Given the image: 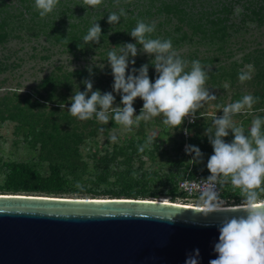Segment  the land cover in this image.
<instances>
[{
    "label": "rangeland",
    "instance_id": "obj_1",
    "mask_svg": "<svg viewBox=\"0 0 264 264\" xmlns=\"http://www.w3.org/2000/svg\"><path fill=\"white\" fill-rule=\"evenodd\" d=\"M6 5L2 6L0 0V19L6 14L11 20H16L19 13H22L26 21L23 25L15 21H8L10 30L6 41L0 44V98L7 96L19 101L24 105L23 99L29 98L31 102L37 101L39 104L47 106L44 111L53 105L50 102H43L50 91L64 97L65 109L70 108V99L76 91L83 92L85 85L83 81L91 79L93 90L104 92L113 91V76L107 62V53L112 47L126 43H135V40L128 35L120 39L107 38L96 43L95 46L81 47L80 49L70 48L58 42L59 31L65 32L72 28V25L82 28V22L88 21L91 26L98 23L100 27L103 14L107 17L111 13L119 14L123 8L126 17H137L152 6L151 16L147 20L155 23V38L170 39L176 35L174 30L179 24L176 17L157 12L159 0H102L96 7L88 6L84 0H60L57 7L50 14L41 17L35 7V0L21 2L20 0H4ZM169 3H179L193 19H201L203 23L210 25V21L222 19L225 35L220 36L216 33L212 36L211 27H205V35L192 33V31L181 25L182 30L186 31L191 40L182 44L174 45L173 50L182 59L190 62L199 60L203 65L210 66L211 72L206 87L213 92L217 99L205 103L196 112L194 123H190L186 118L183 124L176 129L165 126L162 123L163 117H155L149 121H141L139 127L133 126L131 132L125 130L121 125L111 120L107 124L106 132H99L95 138L86 139L78 146L77 162H72L63 169L61 176L67 180L65 193L59 195L64 198H110V195L92 194L94 191L120 190L127 181H120L117 173L123 171L133 172V177L138 184L133 186V191H145L157 194L153 200H171V192H175L179 197L174 198L176 203L195 205L196 197H188L182 193L178 183L182 180L177 176L184 174V178L189 174L203 175V170H207L208 158L213 154L212 146L205 129L212 126L213 118L222 116V106L240 100L244 95L251 94L258 97V102L251 111L242 112L233 117L236 126H243L246 131H250L251 122L257 116L264 118V21L258 22L254 18L252 11L264 3V0H167ZM183 1V2H182ZM29 6V12L25 7ZM5 12H4V11ZM35 13L38 15L36 16ZM103 15V16H102ZM167 15V16H166ZM33 17V18H32ZM140 19V18H139ZM38 21L41 27L38 28ZM45 23V25H42ZM40 26V25H39ZM117 28L118 24H112ZM121 27V26H120ZM119 28V27H118ZM40 29V30H39ZM59 30V31H58ZM111 33V32H110ZM180 33V32H179ZM138 48L142 46L137 45ZM135 64L131 67L139 69L142 65L148 64L149 70L155 69L151 66L154 57L144 53H139L135 58ZM253 64L254 71L252 79L241 83L238 75L241 70L247 71L246 65ZM91 69V74L89 72ZM85 71L86 77H79L78 71ZM154 82V79L151 80ZM39 93L41 97L37 96ZM16 94V95H15ZM115 95L114 106H120V94ZM35 105V103H33ZM136 112L139 115L143 106V101L137 98L134 101ZM219 106V107H218ZM37 110V108H34ZM115 127H109L111 122ZM100 125H102L99 122ZM187 129V134H185ZM23 129L17 128L14 121H0V166L7 162L26 163L39 171L42 176L49 172V163L40 159L39 151L32 148L25 140ZM155 135V145L145 148V151L133 155L125 160L124 156L118 155L122 150L128 154L132 153L130 143L141 142L144 145L149 136ZM111 135L117 136V142L110 140ZM196 136L200 141L197 147H208L211 149L209 154L203 150V161L192 164L191 155L185 152V146L189 145V137ZM184 139V146L179 148ZM206 139V140H204ZM233 136L231 132L225 138V142H231ZM141 145V146H142ZM129 147V148H128ZM122 149V150H121ZM122 151V152H123ZM123 152V154H124ZM103 157L109 160L107 169L112 173L105 180L97 177V167L102 168ZM66 167V166H65ZM72 167L75 168L73 172ZM69 168V169H68ZM169 174L175 175V183L167 178ZM210 175V173H209ZM183 178V179H184ZM179 179V180H178ZM6 177L4 168L0 169V194H9L10 191L4 189ZM81 187H77V185ZM222 193H227L228 197L222 198L227 204H234V197L242 196L240 189H234L231 184H226L220 188ZM20 194L46 195L41 192H24ZM121 198H124L121 196ZM242 203V200L239 204Z\"/></svg>",
    "mask_w": 264,
    "mask_h": 264
},
{
    "label": "clouds",
    "instance_id": "obj_2",
    "mask_svg": "<svg viewBox=\"0 0 264 264\" xmlns=\"http://www.w3.org/2000/svg\"><path fill=\"white\" fill-rule=\"evenodd\" d=\"M59 2L35 0V7L44 17L53 12ZM84 3L96 7L102 0H84ZM125 15V10L121 8L119 14H109L107 22L110 25L119 23L120 17ZM155 30V23L138 20L130 32L135 43L122 44L108 51L113 91L103 94L100 90L94 91L93 81L84 80L85 90L76 91L70 99L71 106L67 111L72 117L80 121L95 119L102 125H107L111 119L131 132L134 125L139 127L141 121L162 116L165 126L176 129L186 118L194 123L196 112L205 103L217 99L206 87L211 67L193 60L189 68V61L177 55L170 39L152 38ZM101 32L100 25L94 23L83 41L86 44L99 43ZM137 45L142 46L143 51ZM141 52L154 57L151 61L157 73L154 82L149 78L148 64L139 69L130 68ZM245 67L247 71L241 70L238 75L241 83L252 79L254 65ZM89 72L91 74V69ZM113 92L120 94V106H114L116 97ZM137 98L143 101V106L140 114L134 115L136 109L133 105ZM258 100V97L246 94L240 100L222 106L223 115L215 116L212 126L205 129L213 154L206 164L210 175L196 181L200 192L195 205L203 217L226 211L229 205L221 198L220 188L230 183L234 189H240L243 200L239 208L245 213L239 217H225L217 225L219 237L213 246L216 258L210 259L208 264H264V118H254L248 134H245L242 125L236 126L233 120L235 115L251 111ZM184 131L187 134L188 130ZM230 132L233 139L230 143L225 142ZM117 139L116 135L110 136L113 143ZM155 140L154 134L149 136L139 152L151 148ZM185 152L192 156V164L203 161V153L197 146L186 145ZM184 264H200L199 249L186 254Z\"/></svg>",
    "mask_w": 264,
    "mask_h": 264
},
{
    "label": "water",
    "instance_id": "obj_3",
    "mask_svg": "<svg viewBox=\"0 0 264 264\" xmlns=\"http://www.w3.org/2000/svg\"><path fill=\"white\" fill-rule=\"evenodd\" d=\"M239 205L203 217L153 199L0 194V264H200L216 258L217 225Z\"/></svg>",
    "mask_w": 264,
    "mask_h": 264
},
{
    "label": "trees",
    "instance_id": "obj_4",
    "mask_svg": "<svg viewBox=\"0 0 264 264\" xmlns=\"http://www.w3.org/2000/svg\"><path fill=\"white\" fill-rule=\"evenodd\" d=\"M20 1L23 3L29 0ZM159 1L160 3L157 12L159 11V13L165 12L166 14H170L176 17L179 23L174 29L177 34L171 36L172 44L179 46L180 44L191 40V37L187 34V32L182 30L181 25H186V27H188L192 33H199L202 36H204L208 30H206L205 27L213 26L210 28V30L213 32L212 36L216 33H219L221 37L225 35L223 26L216 27L217 24H223L222 19H217L215 22L210 21V25H207L206 23H203L200 18L193 19L191 15L186 14L184 8L180 6L178 2L169 3L167 0ZM1 4L2 6L6 5L4 0H1ZM151 9L152 6L144 11V15H142L143 13H139L137 17L121 16L119 23H116L118 24L119 28L117 27L116 29L113 28L107 22V20H101L100 24L104 27L101 28L102 32L100 39L104 40L105 42L107 38L113 40L120 39L125 35L130 36L131 30L136 26L138 20H144L146 23H149L147 20L151 16ZM25 10L29 12V6H26ZM252 14L254 18H257L256 20L258 22L264 21V3L253 10ZM35 15L38 16L36 13ZM103 15V18L107 19V14ZM8 21H15L21 26L23 25L22 22L26 21V19L23 18L22 13H19V17H17L16 20H11V17H9L7 14L3 16L0 19V44L6 41L10 33L9 31L12 29H7V27H9ZM42 25H45V23H42ZM81 25L82 28L72 25V28H70V30L67 32H65L64 29H62V31L58 30L60 36L58 37L57 41L63 45H69L68 47L74 48L76 50L80 49L81 47L95 46L96 43L89 42L86 44L83 41V37L87 34L91 24L88 23V21H84ZM38 28H42L40 21H38ZM152 38H155L154 33L152 34ZM77 74L79 77H86L84 70L78 71ZM148 74L150 80H155L157 77V73L153 70H149ZM36 94L37 96L41 97L39 93ZM43 99V102H50L54 105L46 112L44 111V108L47 106H44L43 103L39 104L37 101L38 99L31 102L29 98L26 97L23 99L24 105H21L19 101L13 103L14 100L9 99L7 96L0 98V121L16 122L17 128L24 130V140L32 148L39 151L40 159L46 160L49 163V172L46 176H42L37 169L26 163H3L0 166V169L2 167L4 168V174L6 177L4 189L10 191L11 193H17L19 191L30 193L41 192L46 195H59L65 193V185L67 180L62 178L61 173L63 169H67V166L69 167V164H72V162L75 161L77 162L78 146L81 145L86 139L95 138L99 132H106L108 130L107 125H100L95 119L80 121L72 117L67 109L62 107L65 104L64 97L60 94H55L54 91H50L47 97ZM33 103H35V105ZM34 108H37V110ZM115 126L116 124L113 121L109 125V127ZM101 129H103V131H101ZM248 133V131L245 132V134ZM199 141L200 140L196 136H193L189 137L187 143L189 145L197 146ZM141 145V142L130 143L129 147L131 148L132 153L128 154L121 149L124 154L122 151L118 152L117 154L124 156L125 160L123 162H127L129 161L128 158H131V154L135 155L138 153ZM182 146H184V139L181 141L179 148H182ZM199 149H202L205 154H209L211 152V149H208V147H201ZM102 160L103 166L102 168L97 167L96 175L100 179L105 180L106 177L112 172L107 169L109 166V160L107 157H103ZM71 169L73 170H68V172H73L75 170L74 167ZM115 174L120 181H124L125 177H127L126 184L120 190H105L102 192L94 191L92 194L95 196L110 195V198H121V196L124 198L134 199L157 198V194L155 193L133 191V186L138 184V182L135 181L133 177V172L123 171L121 173L115 172ZM203 175L208 176L209 172L203 170ZM187 176L188 178H194L196 175L189 174ZM184 177V174L177 176L179 179H183ZM167 178L175 183V175L169 174ZM171 195V202H175L174 198L179 197V195H177L175 192H171ZM226 197H228V194L222 193L221 198ZM241 200H243V196L234 197V204L231 206L239 205Z\"/></svg>",
    "mask_w": 264,
    "mask_h": 264
},
{
    "label": "built area",
    "instance_id": "obj_5",
    "mask_svg": "<svg viewBox=\"0 0 264 264\" xmlns=\"http://www.w3.org/2000/svg\"><path fill=\"white\" fill-rule=\"evenodd\" d=\"M208 176L197 175L194 178L186 177V178L182 179L178 183V186L182 190L181 192L188 196V197H185V198L186 199L191 198V197L198 198L200 189L197 187L196 181H199L201 179H206ZM185 181H188L189 183H185ZM220 196H221V191H220Z\"/></svg>",
    "mask_w": 264,
    "mask_h": 264
},
{
    "label": "bare ground",
    "instance_id": "obj_6",
    "mask_svg": "<svg viewBox=\"0 0 264 264\" xmlns=\"http://www.w3.org/2000/svg\"><path fill=\"white\" fill-rule=\"evenodd\" d=\"M160 201H162V202H164V203H166V204L170 203V201H167V200H164V199H162V200H160ZM173 203H176V202H173ZM176 204H180V203H176ZM189 206H194V205H189Z\"/></svg>",
    "mask_w": 264,
    "mask_h": 264
}]
</instances>
